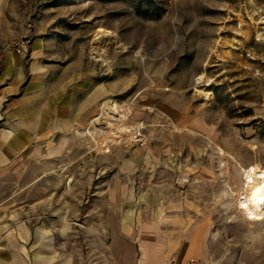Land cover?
Listing matches in <instances>:
<instances>
[{"label": "rangeland", "instance_id": "rangeland-1", "mask_svg": "<svg viewBox=\"0 0 264 264\" xmlns=\"http://www.w3.org/2000/svg\"><path fill=\"white\" fill-rule=\"evenodd\" d=\"M35 42L83 59L89 108L0 168V238L42 264H140L142 245L170 264L185 239L205 264H264V220L240 206L264 165V0H0V54L42 63Z\"/></svg>", "mask_w": 264, "mask_h": 264}, {"label": "crops", "instance_id": "crops-1", "mask_svg": "<svg viewBox=\"0 0 264 264\" xmlns=\"http://www.w3.org/2000/svg\"><path fill=\"white\" fill-rule=\"evenodd\" d=\"M33 47L34 52L43 55L40 57L42 63L27 65L23 58L0 54V83L3 80L9 83L0 87V168L22 155L37 137L49 130L53 132L49 138L52 137L89 108V77L83 71V59L69 60L65 65L51 63L41 42H35ZM7 87L15 92H7ZM21 91L24 95L8 100ZM14 106L24 117H10ZM35 109L37 114L35 111L31 115ZM4 227L0 225V230ZM13 231L0 238V264H42L38 260L41 254L29 252L26 247L25 235ZM15 237L17 242L11 240ZM141 250L140 264H145L146 248L142 245ZM204 255L196 239L192 242L185 239L172 260L187 264L202 259ZM217 262L218 258L214 264Z\"/></svg>", "mask_w": 264, "mask_h": 264}, {"label": "bare ground", "instance_id": "bare-ground-1", "mask_svg": "<svg viewBox=\"0 0 264 264\" xmlns=\"http://www.w3.org/2000/svg\"><path fill=\"white\" fill-rule=\"evenodd\" d=\"M114 34L109 30H104L98 35L100 44L94 45L92 57L110 62V46L113 42ZM206 95L211 96V91H206ZM246 174L247 183L241 193L240 206L244 209L247 217L251 220H264V165L255 163L243 168Z\"/></svg>", "mask_w": 264, "mask_h": 264}, {"label": "built area", "instance_id": "built-area-1", "mask_svg": "<svg viewBox=\"0 0 264 264\" xmlns=\"http://www.w3.org/2000/svg\"><path fill=\"white\" fill-rule=\"evenodd\" d=\"M10 47L17 49L19 52L22 50V43L19 41L13 42L12 44L9 45ZM170 264H178L176 260H172ZM187 264H205L203 261L197 260L193 262H189Z\"/></svg>", "mask_w": 264, "mask_h": 264}]
</instances>
